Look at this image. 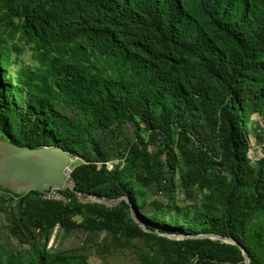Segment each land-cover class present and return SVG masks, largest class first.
<instances>
[{
    "label": "trees",
    "instance_id": "trees-1",
    "mask_svg": "<svg viewBox=\"0 0 264 264\" xmlns=\"http://www.w3.org/2000/svg\"><path fill=\"white\" fill-rule=\"evenodd\" d=\"M23 53L30 64L15 72ZM255 115L264 116V0H0V139L62 148L78 193L122 198L84 203L63 188L64 203L0 187V209L15 198L20 208L4 225L0 264L116 254L133 264H246L242 248L264 264ZM109 129L118 150L99 139ZM167 175L170 198L151 199ZM177 189L200 201L180 205ZM74 233L79 245L48 248L53 235ZM206 234L237 244L196 238ZM21 235L30 247L13 245Z\"/></svg>",
    "mask_w": 264,
    "mask_h": 264
},
{
    "label": "water",
    "instance_id": "water-1",
    "mask_svg": "<svg viewBox=\"0 0 264 264\" xmlns=\"http://www.w3.org/2000/svg\"><path fill=\"white\" fill-rule=\"evenodd\" d=\"M73 159L74 156L72 154L59 147L44 146L29 148L0 139V187L14 194H28L31 191L45 192L51 189L69 188L76 192L82 202H90L88 198L82 197L76 191L74 180L66 173L67 169L72 165ZM87 197L101 199V197L97 196ZM120 199L116 201L118 202ZM106 205L108 204L106 203ZM132 211L134 218L141 226L145 227L144 222L137 218L133 207ZM167 236L173 239L187 237L185 235ZM203 237L237 244L234 240L213 234L201 235L196 238ZM242 251L245 256V263L250 264L248 253L243 248Z\"/></svg>",
    "mask_w": 264,
    "mask_h": 264
},
{
    "label": "rangeland",
    "instance_id": "rangeland-1",
    "mask_svg": "<svg viewBox=\"0 0 264 264\" xmlns=\"http://www.w3.org/2000/svg\"><path fill=\"white\" fill-rule=\"evenodd\" d=\"M23 64L28 65L30 64V54L23 53L21 56H18V63L13 66V71H18L22 69ZM129 129H133L132 125L128 126ZM250 132H251V141H252V149H251V158L253 161L257 160L258 158L264 156V116L259 117L255 115L253 117V121L250 125ZM117 134H114L110 129L106 131H102L99 134V139H101L103 146L107 150H118L119 145L118 141L121 139V136L117 138ZM75 162V159H73ZM72 162V163H73ZM110 168H113V164L110 163ZM170 177L167 175L163 181L162 187L158 190L154 189L150 194L151 199L159 198L163 201H167L170 198ZM0 193H2L0 191ZM82 197H84L82 195ZM88 198L91 202H101L104 204H108V206H115L118 202L116 200H110L106 198L95 199L91 197H84ZM176 198L180 205H190L193 206L197 204L200 199L195 191L186 192L183 190H176ZM125 199L131 204V201L126 196ZM19 199L15 198L14 202L11 204H6L3 208L0 209V240L6 241V232L4 230V225L8 223L12 214L17 215L19 211ZM134 209V207H133ZM135 210V209H134ZM146 214L153 215L152 206L146 208L144 210ZM157 233V232H156ZM4 238V239H3ZM82 235L80 233H74L69 238L64 239L63 241H58L55 239V236L51 238L49 242L48 248L51 246H57L59 243L62 244L61 246L64 248H70L73 245H79L81 243ZM13 245H17L18 248L21 247H30L31 245V238L28 235H21L17 238L13 239ZM122 256V257H121ZM135 262V261H134ZM89 264H133V258L121 254H116L111 256L106 262L101 261L99 257L91 256L89 259Z\"/></svg>",
    "mask_w": 264,
    "mask_h": 264
},
{
    "label": "built area",
    "instance_id": "built-area-1",
    "mask_svg": "<svg viewBox=\"0 0 264 264\" xmlns=\"http://www.w3.org/2000/svg\"><path fill=\"white\" fill-rule=\"evenodd\" d=\"M72 171H73V169H72V167L70 166V168H68L67 169V171H66V173H67V175L71 178V173H72ZM58 190H60V189H51V190H49V191H51V192H44L45 194H44V199H47V200H56V201H62V202H64V203H66L67 202V199L63 196V195H61L59 192H58Z\"/></svg>",
    "mask_w": 264,
    "mask_h": 264
}]
</instances>
